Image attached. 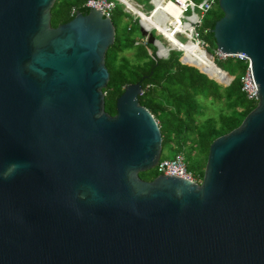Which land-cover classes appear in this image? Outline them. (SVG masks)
Returning a JSON list of instances; mask_svg holds the SVG:
<instances>
[{
  "label": "water",
  "instance_id": "95a60500",
  "mask_svg": "<svg viewBox=\"0 0 264 264\" xmlns=\"http://www.w3.org/2000/svg\"><path fill=\"white\" fill-rule=\"evenodd\" d=\"M53 1L0 0V264H264V0H217L214 46L248 57L256 103L199 182L138 176L161 137L139 82L103 109L111 19L52 27Z\"/></svg>",
  "mask_w": 264,
  "mask_h": 264
},
{
  "label": "trees",
  "instance_id": "16d2710c",
  "mask_svg": "<svg viewBox=\"0 0 264 264\" xmlns=\"http://www.w3.org/2000/svg\"><path fill=\"white\" fill-rule=\"evenodd\" d=\"M85 1L54 0L50 7V26L68 21L76 11L85 14L88 11ZM72 8L74 12H71ZM126 14L123 8L117 7L109 16L114 37L104 54L108 79L102 88L103 109L109 115L114 114L115 99L123 86L139 82L141 93L137 97L138 103L151 113L157 123L161 137L160 153L166 147L173 150L172 155L181 153L186 169L196 180H200L211 140L236 127L255 106L256 101L247 99L240 89L239 76L245 63L234 57L222 60L213 57L214 64L226 74L223 73L218 80L191 59L190 64L206 74L193 65L181 63L177 57L157 58L153 55V46L137 43L131 26L127 25L124 31H115L117 20ZM220 16L215 0L213 7L203 16L199 28L200 37L207 46L214 45L209 31ZM146 47H149L150 53ZM128 51L130 56L125 55ZM208 76L219 82H226L228 77L230 80L221 86ZM211 104L218 106L215 113L204 116V108ZM156 174L154 167L138 172L143 180H150Z\"/></svg>",
  "mask_w": 264,
  "mask_h": 264
},
{
  "label": "built area",
  "instance_id": "2783aa9c",
  "mask_svg": "<svg viewBox=\"0 0 264 264\" xmlns=\"http://www.w3.org/2000/svg\"><path fill=\"white\" fill-rule=\"evenodd\" d=\"M115 1L122 6L123 10L130 12L134 19L137 18L138 27L150 33L155 30L163 37L167 45L157 40L154 41L153 55L155 57L166 58L170 48L181 51V56L178 59L181 63L193 65L190 64V59H196L198 56L204 57L207 43L200 37L199 28L203 16L213 7L215 0H200L199 2L193 0H150L152 7L146 12H143L128 0H86L84 6L99 10L102 16L109 17L115 8ZM187 11L189 12L186 13ZM71 12H74L73 8ZM173 13H175V16ZM178 37H182L184 40L180 41ZM136 40L137 43L142 45L147 43L146 36H141ZM187 44H193L194 46L191 55L185 53ZM147 52L150 53V49ZM211 56L212 61L213 57L219 60L226 57L242 60L245 63V68L239 76L240 89L247 99L256 101V94L253 90V86H256V84L251 85L248 78V66L250 64L248 57L242 53L225 54L216 48ZM154 169L157 174L173 175L199 182L186 169L181 153H175L171 158H159L154 165Z\"/></svg>",
  "mask_w": 264,
  "mask_h": 264
},
{
  "label": "rangeland",
  "instance_id": "374dc122",
  "mask_svg": "<svg viewBox=\"0 0 264 264\" xmlns=\"http://www.w3.org/2000/svg\"><path fill=\"white\" fill-rule=\"evenodd\" d=\"M128 1L131 4L139 7L143 12L148 11L152 7V3L150 2V0H128ZM117 7L118 8H122V6L118 2L115 1V8H117ZM188 12L189 11H187L186 13H188ZM127 13L128 14H126V16H123L119 20H117V24L115 26V31L116 32L124 31L125 27L127 25H129L132 28V35L135 38H140L143 35L139 31L137 18L134 19L130 12H127ZM208 16H206V17H208ZM151 33L154 36L155 40L163 43L164 45H167V43L165 42V40L163 39V37L159 33H157L155 30H152ZM178 39L180 41L184 40V38H182V37H178ZM151 46H153V45H151ZM206 49H207V51L209 53L213 54V50L215 49V46L214 45L213 46L212 45H208ZM148 50H149V47H146V51H148ZM168 51H169L168 55H170V56L177 57L178 59L181 56V51L180 50L171 49L170 48ZM125 55L130 56V52L129 51L125 52ZM182 59H183V57H182ZM214 78H216V77H214ZM216 79L221 80V77L220 78H216ZM213 80L216 81L215 79H213ZM229 80H230V78L228 77L226 82H219V81H216V82L219 85H221V86H225L229 82ZM217 107H218L217 104H211V105L206 106L204 108L203 115L204 116L213 115V113H215ZM172 154H173V150L171 148L166 147V148L162 149V152L160 153V156H164L165 158H171L173 156ZM197 181H200V180H197Z\"/></svg>",
  "mask_w": 264,
  "mask_h": 264
},
{
  "label": "bare ground",
  "instance_id": "6f19581e",
  "mask_svg": "<svg viewBox=\"0 0 264 264\" xmlns=\"http://www.w3.org/2000/svg\"><path fill=\"white\" fill-rule=\"evenodd\" d=\"M173 15L175 16V13H173ZM193 49H194L193 44L192 45L187 44L185 53L191 55V51H193ZM191 60L194 61L199 66H201L204 70L209 72L212 76L216 78L223 77V72L211 62L210 58L207 57L206 54L204 55L203 58L198 56L196 59H191Z\"/></svg>",
  "mask_w": 264,
  "mask_h": 264
}]
</instances>
